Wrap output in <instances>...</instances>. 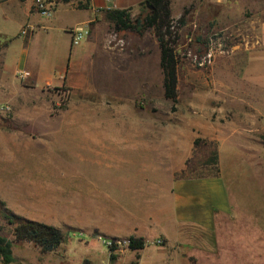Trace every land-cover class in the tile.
Wrapping results in <instances>:
<instances>
[{
    "label": "rangeland",
    "instance_id": "obj_1",
    "mask_svg": "<svg viewBox=\"0 0 264 264\" xmlns=\"http://www.w3.org/2000/svg\"><path fill=\"white\" fill-rule=\"evenodd\" d=\"M185 2V24L175 45V103L164 93L160 48L151 28L139 34L115 30L110 23L94 53L84 51L81 73H69L65 84L49 89L45 99L19 72H0V103L10 107L0 110V201L15 215L64 233L54 250L43 253L31 241H15L12 226L0 218V236L12 241L8 264H132L141 252L127 247L130 236L145 241L144 259L164 244L160 226L170 216L171 199L159 164L167 163V144L174 150L173 140L181 139L184 125L197 115V105L211 91L216 94L213 101H222L216 80L237 85L234 74L244 33L237 16L233 19L221 6L207 15L205 7L193 11L195 0ZM142 14L141 7L130 11L131 19ZM171 17L176 25L179 16ZM63 37L55 31L28 41L29 66L41 72L37 79L57 82L56 54ZM23 41V34L15 37L9 49ZM211 43L212 62L198 65ZM2 57L0 44V68L6 69ZM212 68L219 70L215 77ZM224 68H232L233 74L227 77ZM126 133L134 136L127 139ZM195 143L197 148L175 177L215 172V161L206 166L200 143ZM144 164L152 166L149 171H142ZM231 193L236 197L234 187ZM241 200L255 203L245 212L264 214V176L256 180L254 197ZM110 242L116 243L113 252ZM0 264H5L1 256Z\"/></svg>",
    "mask_w": 264,
    "mask_h": 264
},
{
    "label": "crops",
    "instance_id": "obj_2",
    "mask_svg": "<svg viewBox=\"0 0 264 264\" xmlns=\"http://www.w3.org/2000/svg\"><path fill=\"white\" fill-rule=\"evenodd\" d=\"M143 1L61 0L50 17H43L33 9V0H0V44L6 67L0 68V72H19L24 81L32 82L31 89L40 94L39 98L45 99L49 89L65 84L69 73H81L79 65L85 58L84 51L94 53L103 29L111 23L106 11H135ZM195 2V13L205 7L207 15H213L214 6H221L233 19L237 16L244 28L237 76L234 74L237 85L226 79L219 83L216 80L224 93L222 101H213L216 94L211 91L209 99L197 105V115L184 125L181 139L173 140L174 150L167 144V163L159 164V171L169 181L171 199L170 216L160 226L164 244L147 259L145 246L134 250L141 253L132 264H264V214L245 212L248 205L255 203L240 201L254 197L256 180L259 175L264 176V0ZM185 5V0H170L172 16H180ZM76 27L88 28L80 46L71 44V31ZM55 31L64 36L56 54V83L50 78L37 79L41 72L37 67L30 68L27 47L35 36ZM22 34L23 43L9 49V42ZM217 70L212 68L213 77ZM222 73L230 77L233 69L224 68ZM231 92L237 98L231 99ZM126 134L127 139L134 136ZM90 140L98 142L96 138ZM195 141L200 143L206 166L215 161V172L175 177L197 148ZM212 146L214 151L210 154ZM151 167L144 164L142 171ZM233 187L236 197H232ZM258 205L261 207V203Z\"/></svg>",
    "mask_w": 264,
    "mask_h": 264
},
{
    "label": "trees",
    "instance_id": "obj_3",
    "mask_svg": "<svg viewBox=\"0 0 264 264\" xmlns=\"http://www.w3.org/2000/svg\"><path fill=\"white\" fill-rule=\"evenodd\" d=\"M144 14L131 19L129 9H113L106 11V18L113 24L115 30H135L139 34L151 28L160 48V66L163 72V87L167 98L173 103L177 100L178 81V57L175 50L179 38L178 29L185 24L187 9L176 19L174 29H171L172 21L170 0H145L140 3ZM174 109V105L172 106ZM0 218L12 226V234L15 241H31L39 246L42 252L54 250L64 238V233L59 228L44 222L19 217L6 208L0 201ZM12 241L0 236V256L3 263L12 262ZM145 241L142 237L130 236L127 247L131 250L144 248ZM110 251L116 249V243H109ZM110 255V259H114Z\"/></svg>",
    "mask_w": 264,
    "mask_h": 264
},
{
    "label": "built area",
    "instance_id": "obj_4",
    "mask_svg": "<svg viewBox=\"0 0 264 264\" xmlns=\"http://www.w3.org/2000/svg\"><path fill=\"white\" fill-rule=\"evenodd\" d=\"M60 1L61 0H33V9L40 16L50 17L56 8V5ZM174 26L175 25L172 21V25L170 28L174 29ZM87 34H88L87 27H76L71 31V44L74 46L79 45ZM213 57H214V50H213V43H211L206 53L201 58H199L200 61L198 62V65L203 66L204 64H210L212 62ZM0 110L9 111L10 107L9 105L0 103ZM125 242L127 243L128 240Z\"/></svg>",
    "mask_w": 264,
    "mask_h": 264
}]
</instances>
